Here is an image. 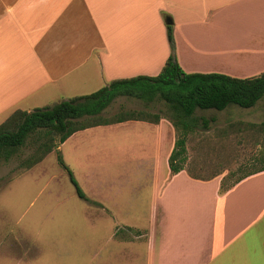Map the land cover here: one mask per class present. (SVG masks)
Instances as JSON below:
<instances>
[{
	"label": "crops",
	"instance_id": "crops-1",
	"mask_svg": "<svg viewBox=\"0 0 264 264\" xmlns=\"http://www.w3.org/2000/svg\"><path fill=\"white\" fill-rule=\"evenodd\" d=\"M167 26L186 74L245 79L264 72V0H0V124L86 83L97 91L112 80L158 75L170 54ZM129 30H144L149 43L130 44ZM125 123L147 126L141 131L154 137L141 158L168 163L171 125ZM143 165L156 172L157 163ZM168 172L155 197L159 213L123 225L140 231L138 241L122 240L124 254L138 264H264V171L223 192L222 177Z\"/></svg>",
	"mask_w": 264,
	"mask_h": 264
},
{
	"label": "rangeland",
	"instance_id": "rangeland-1",
	"mask_svg": "<svg viewBox=\"0 0 264 264\" xmlns=\"http://www.w3.org/2000/svg\"><path fill=\"white\" fill-rule=\"evenodd\" d=\"M124 33L130 44L148 42L141 36L144 30ZM127 45L119 48L116 58ZM91 84L69 94H90L96 86ZM69 94L58 95L61 99L48 106L77 96ZM134 109H144L143 104L117 98L103 115ZM148 110L160 112V121L172 126L164 117L169 114L164 103ZM195 116L213 122L207 130L199 128L188 135L184 171L190 176L222 177L228 188L264 166V97L250 109L230 106L221 112L196 111ZM141 129L149 128L123 123L79 132L31 169L22 167L34 151L31 144L8 162L0 161V264H126L127 259L128 264H138L133 253L121 251V245L122 240L138 241L140 231L123 225L144 224L139 221L159 213L155 197L169 173L164 157L141 158L154 147V137ZM142 145L144 152L137 149ZM58 154L87 201L77 196ZM145 162L157 163V174L142 171ZM176 181L183 182V177ZM100 204L108 211H102Z\"/></svg>",
	"mask_w": 264,
	"mask_h": 264
},
{
	"label": "trees",
	"instance_id": "trees-1",
	"mask_svg": "<svg viewBox=\"0 0 264 264\" xmlns=\"http://www.w3.org/2000/svg\"><path fill=\"white\" fill-rule=\"evenodd\" d=\"M166 33L170 54L158 75L112 80L88 95L62 100L30 112L13 111L0 124V161L8 162L19 149L31 144L34 151L22 163V167L31 169L75 133L129 121L158 124L163 118L162 114L148 109L151 105L162 102L169 111L164 117L171 122L176 132L168 168L172 175L183 171L187 162L188 135L199 128L207 130L209 123L213 122L204 118L199 121L195 116L196 111L221 112L230 106L253 108L264 97V72L245 79L218 73L186 74L176 60L173 28L167 26ZM117 98L141 102L144 109L122 110L110 117L104 116V110ZM57 159L67 172L77 196L87 201L59 154ZM263 171L264 166L237 179L234 184ZM228 188H224L222 184L220 191Z\"/></svg>",
	"mask_w": 264,
	"mask_h": 264
},
{
	"label": "water",
	"instance_id": "water-1",
	"mask_svg": "<svg viewBox=\"0 0 264 264\" xmlns=\"http://www.w3.org/2000/svg\"><path fill=\"white\" fill-rule=\"evenodd\" d=\"M166 24H170V20L169 21H166Z\"/></svg>",
	"mask_w": 264,
	"mask_h": 264
}]
</instances>
